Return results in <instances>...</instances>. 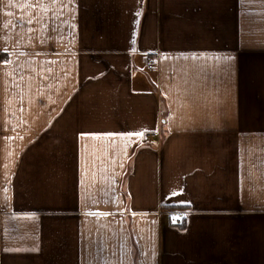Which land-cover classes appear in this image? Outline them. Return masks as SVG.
<instances>
[{
	"label": "crops",
	"instance_id": "0c3cea01",
	"mask_svg": "<svg viewBox=\"0 0 264 264\" xmlns=\"http://www.w3.org/2000/svg\"><path fill=\"white\" fill-rule=\"evenodd\" d=\"M0 264H264V0H0Z\"/></svg>",
	"mask_w": 264,
	"mask_h": 264
},
{
	"label": "trees",
	"instance_id": "16d2710c",
	"mask_svg": "<svg viewBox=\"0 0 264 264\" xmlns=\"http://www.w3.org/2000/svg\"><path fill=\"white\" fill-rule=\"evenodd\" d=\"M164 209H176V210H187L188 207L187 206H164ZM180 228H184L185 227V222L184 220L181 221V223L177 224Z\"/></svg>",
	"mask_w": 264,
	"mask_h": 264
},
{
	"label": "snow or ice",
	"instance_id": "6c2138e0",
	"mask_svg": "<svg viewBox=\"0 0 264 264\" xmlns=\"http://www.w3.org/2000/svg\"><path fill=\"white\" fill-rule=\"evenodd\" d=\"M127 135H128L129 137H131V136H133V135H135V136H143L144 133H143V132H136V133H128Z\"/></svg>",
	"mask_w": 264,
	"mask_h": 264
},
{
	"label": "built area",
	"instance_id": "2783aa9c",
	"mask_svg": "<svg viewBox=\"0 0 264 264\" xmlns=\"http://www.w3.org/2000/svg\"><path fill=\"white\" fill-rule=\"evenodd\" d=\"M148 67L151 68L152 64L150 62H148ZM174 221H178V218H173Z\"/></svg>",
	"mask_w": 264,
	"mask_h": 264
},
{
	"label": "rangeland",
	"instance_id": "374dc122",
	"mask_svg": "<svg viewBox=\"0 0 264 264\" xmlns=\"http://www.w3.org/2000/svg\"><path fill=\"white\" fill-rule=\"evenodd\" d=\"M177 223H178V222H177ZM179 223H180V222H179ZM179 223H178V224H179Z\"/></svg>",
	"mask_w": 264,
	"mask_h": 264
}]
</instances>
